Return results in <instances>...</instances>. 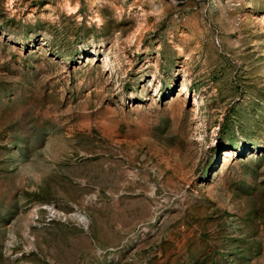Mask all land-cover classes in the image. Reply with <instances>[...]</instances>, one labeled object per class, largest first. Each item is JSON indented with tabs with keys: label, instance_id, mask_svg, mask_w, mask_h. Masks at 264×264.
<instances>
[{
	"label": "rangeland",
	"instance_id": "1",
	"mask_svg": "<svg viewBox=\"0 0 264 264\" xmlns=\"http://www.w3.org/2000/svg\"><path fill=\"white\" fill-rule=\"evenodd\" d=\"M0 264H264V0H0Z\"/></svg>",
	"mask_w": 264,
	"mask_h": 264
}]
</instances>
